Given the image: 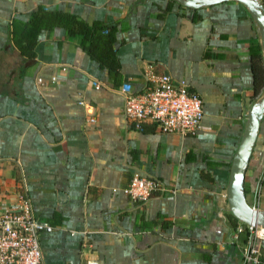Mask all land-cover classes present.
<instances>
[{"label": "crops", "instance_id": "crops-1", "mask_svg": "<svg viewBox=\"0 0 264 264\" xmlns=\"http://www.w3.org/2000/svg\"><path fill=\"white\" fill-rule=\"evenodd\" d=\"M171 2L160 18L168 0H0V212L27 195L52 227L40 236L43 264H240L247 236L232 238L225 187L254 101L257 31L238 3L194 12ZM39 6L114 27L116 67H100L60 28L37 34L33 57L21 54L11 21ZM149 67L200 98L196 134L126 122L118 89L141 91ZM135 174L166 191L132 202L123 190ZM243 193L250 207L257 193L264 211V116ZM256 241L264 264V239Z\"/></svg>", "mask_w": 264, "mask_h": 264}, {"label": "built area", "instance_id": "built-area-1", "mask_svg": "<svg viewBox=\"0 0 264 264\" xmlns=\"http://www.w3.org/2000/svg\"><path fill=\"white\" fill-rule=\"evenodd\" d=\"M144 78L146 85L139 92H132L128 83L118 89L126 122L136 130L143 123H152L161 134L183 137L196 134L203 116L200 98L187 85L173 81L168 75H154L151 67L144 72ZM123 191L132 202L143 203L154 194L164 193L166 188L156 178L135 174ZM257 201L254 193L253 209ZM51 231L49 224L35 216L27 195L19 193L17 202L0 212V264H43L40 236ZM232 232L233 240L241 233L247 236L246 242L239 246L240 264H258L256 240L264 239V230L238 223Z\"/></svg>", "mask_w": 264, "mask_h": 264}, {"label": "trees", "instance_id": "trees-1", "mask_svg": "<svg viewBox=\"0 0 264 264\" xmlns=\"http://www.w3.org/2000/svg\"><path fill=\"white\" fill-rule=\"evenodd\" d=\"M171 3V0H168L167 5L158 17L161 18L170 10ZM193 19H196V17L193 16ZM54 28L62 29L68 36H77L79 38V48L91 60L97 62L100 67L104 66L107 69L116 67L117 59L112 47L115 28L105 23L93 21L87 24L72 14L61 11H49L39 6L26 22L20 20L11 21L10 36L20 53L25 57L31 58L33 57L32 48L36 42L37 34L51 31ZM249 52L252 96L254 100L259 96L264 86V67L259 46L257 44L251 45ZM138 130H142V125Z\"/></svg>", "mask_w": 264, "mask_h": 264}, {"label": "water", "instance_id": "water-1", "mask_svg": "<svg viewBox=\"0 0 264 264\" xmlns=\"http://www.w3.org/2000/svg\"><path fill=\"white\" fill-rule=\"evenodd\" d=\"M181 7L197 10L226 2L240 4L248 13L257 31L259 48L264 67V8L257 0H172ZM264 116V86L245 112L242 133L232 156L225 199L229 215L238 223L264 230V211L250 207L244 198L243 176L253 147L259 123Z\"/></svg>", "mask_w": 264, "mask_h": 264}]
</instances>
